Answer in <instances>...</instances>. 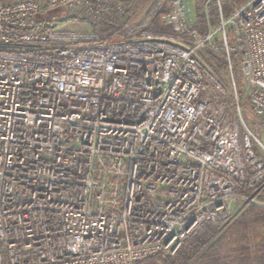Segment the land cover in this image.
Masks as SVG:
<instances>
[{"label":"built area","instance_id":"built-area-1","mask_svg":"<svg viewBox=\"0 0 264 264\" xmlns=\"http://www.w3.org/2000/svg\"><path fill=\"white\" fill-rule=\"evenodd\" d=\"M80 1L0 0V264H140L264 206V144L198 54L222 34L264 125V0L203 37L175 0L173 32L119 42L46 18Z\"/></svg>","mask_w":264,"mask_h":264},{"label":"trees","instance_id":"trees-1","mask_svg":"<svg viewBox=\"0 0 264 264\" xmlns=\"http://www.w3.org/2000/svg\"><path fill=\"white\" fill-rule=\"evenodd\" d=\"M163 1V5L151 14L148 26L144 30L173 32L169 24L161 21V16L167 12L168 8L165 0ZM206 1L202 0L203 3ZM246 1L220 0L219 8L216 0L208 3L206 12L198 13L195 19L196 29L200 36L207 35L210 27L215 28L219 25L221 17L226 19L235 6ZM209 46L215 52L207 48ZM205 47L206 50L201 51L205 63L218 78L220 74H227L229 65L222 39L214 37L212 42ZM229 56L235 82L234 69L238 60L234 51H229ZM260 199L264 200V189L260 194ZM224 225V221L205 222L190 237L186 238L173 254L157 252L146 257L140 264H264V206H246L231 226L225 229Z\"/></svg>","mask_w":264,"mask_h":264},{"label":"rangeland","instance_id":"rangeland-1","mask_svg":"<svg viewBox=\"0 0 264 264\" xmlns=\"http://www.w3.org/2000/svg\"><path fill=\"white\" fill-rule=\"evenodd\" d=\"M4 1L12 2L14 0ZM36 1L44 2L45 0ZM111 1H113V3H117L114 5V7H116V5H120L122 10H118L117 12L115 8H111L110 6V8L107 9L106 7H103L102 4H100V7H98L96 1L92 2L89 5L83 2H78L77 4L68 8H60L50 11L47 14L46 18L53 20L58 27L78 31L86 34L88 37L92 35L96 37L97 35V37H99V39L103 41L119 42L122 40L131 39L138 35L141 31H143L148 26L151 14L155 11L156 8H158L160 5H163L164 3L163 0ZM184 1L186 4L188 19L190 20L191 24H195L196 15L198 13L206 12L208 3H211L213 0H207L205 3H203L202 0ZM174 2L175 0H165V4L168 6L167 12L173 7ZM86 7L88 8L87 10ZM93 12L97 13L98 16L94 17ZM88 13L92 14V16H88ZM231 33V28L226 27V38L228 39V43H230V46L231 42L233 44ZM221 36L222 34L218 33L214 37L221 39ZM207 48H210L213 52H215L212 47L209 46ZM202 50H206V47L204 46V48L200 49L198 52L201 59H204L201 55ZM234 75L235 84H232V77L230 73L220 74L219 78L227 86L230 94H232L236 90L238 91L240 113L246 125L264 144V125L255 120L251 114V110L244 95L245 84L241 76L239 64H237L236 68L234 69ZM250 205L261 207V205L257 204ZM246 206L249 205L238 207L234 215L229 220L224 221L225 229H227L236 221V219L241 214L242 210L246 208Z\"/></svg>","mask_w":264,"mask_h":264}]
</instances>
